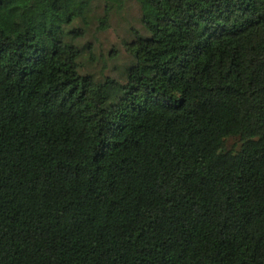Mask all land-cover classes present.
Wrapping results in <instances>:
<instances>
[{
    "label": "trees",
    "instance_id": "1",
    "mask_svg": "<svg viewBox=\"0 0 264 264\" xmlns=\"http://www.w3.org/2000/svg\"><path fill=\"white\" fill-rule=\"evenodd\" d=\"M127 1L0 0V264H264V0H134L87 69Z\"/></svg>",
    "mask_w": 264,
    "mask_h": 264
},
{
    "label": "rangeland",
    "instance_id": "2",
    "mask_svg": "<svg viewBox=\"0 0 264 264\" xmlns=\"http://www.w3.org/2000/svg\"><path fill=\"white\" fill-rule=\"evenodd\" d=\"M96 15H104L103 5L96 11ZM140 15L137 2L129 0L122 10L111 14L105 29H99L97 22L91 25L90 33L79 41L81 46L89 45V43L92 46L94 59L92 60L86 53L82 59L87 69L104 70V72L117 75L123 61L128 56L125 42L131 39L132 31L141 27ZM110 51H113L111 56H109ZM235 142V139H229L228 146L232 147Z\"/></svg>",
    "mask_w": 264,
    "mask_h": 264
}]
</instances>
